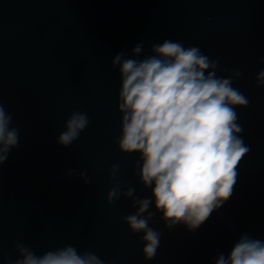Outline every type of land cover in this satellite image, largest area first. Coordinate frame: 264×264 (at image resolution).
<instances>
[{"label": "water", "instance_id": "95a60500", "mask_svg": "<svg viewBox=\"0 0 264 264\" xmlns=\"http://www.w3.org/2000/svg\"><path fill=\"white\" fill-rule=\"evenodd\" d=\"M165 39L198 46L218 60V76L243 72L233 87L249 99L236 108L250 151L238 166L232 197L197 230H169L155 212L150 227L162 233L145 260L143 233L123 217L135 212L123 196L111 205L117 183L150 198L134 174L138 154L121 153L117 110L121 79L112 60ZM264 0H0V102L20 130V143L0 167V264L18 258L17 242L37 255L65 245L94 252L104 264H215L241 234L264 240ZM74 111L88 127L70 146L57 143ZM119 165L115 179L110 169ZM87 169L90 184L78 175Z\"/></svg>", "mask_w": 264, "mask_h": 264}, {"label": "clouds", "instance_id": "9594fccd", "mask_svg": "<svg viewBox=\"0 0 264 264\" xmlns=\"http://www.w3.org/2000/svg\"><path fill=\"white\" fill-rule=\"evenodd\" d=\"M137 44L131 58L117 54L112 66H119L121 79L117 110L121 113L118 149L138 154L139 182L151 190L150 198L135 195L136 189L119 183L107 193L111 205L121 196L130 199L135 212L123 217L131 233H143L142 253L152 260L162 233L150 227L155 213L169 230L183 224L194 232L233 195L238 166L250 151L241 133L236 108L249 106V99L233 84L243 72L233 69L218 76L219 61L210 59L198 46L185 47L180 41L165 39L154 43L150 55L140 57ZM264 86V70L255 77ZM13 116L0 102V167L20 143V130L12 126ZM89 124L86 112L74 111L64 124L57 143L72 145ZM119 165L110 169L115 179ZM76 174L90 184L87 169ZM18 258L13 264H104L94 252H79L65 245L37 255L22 242L15 244ZM215 264H264V240L241 234L228 255L219 254Z\"/></svg>", "mask_w": 264, "mask_h": 264}]
</instances>
